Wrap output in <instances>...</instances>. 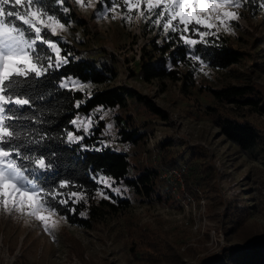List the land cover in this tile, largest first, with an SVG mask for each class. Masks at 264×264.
<instances>
[{
  "label": "rangeland",
  "instance_id": "374dc122",
  "mask_svg": "<svg viewBox=\"0 0 264 264\" xmlns=\"http://www.w3.org/2000/svg\"><path fill=\"white\" fill-rule=\"evenodd\" d=\"M64 2L72 21L48 34L75 51L68 57L90 60L98 68H112L116 77L103 85L68 78L61 86L87 96L110 87L127 88L152 102L161 113L149 112L136 99H128L124 109L97 108L75 117V132L68 141L80 143L102 122L100 145L127 155L130 176L146 168L156 170L155 191L151 196H138L122 183L101 179L102 187L92 196L95 202L104 199L120 206L118 201L126 200L128 207L106 216L90 230L70 225L56 212H44L41 214L48 217L46 230L44 223L28 212L16 211L11 203L8 208L0 204V264H83L78 254L94 264H196L226 247L264 239V115L220 103L206 90L254 83L264 99V14L244 18L242 0H238L239 7L227 9L236 19L207 28L229 37L234 48L246 52L240 64L228 70H212L192 57L196 65L187 68L192 74L189 81L145 83L137 75L141 51L149 50L153 42L161 43L167 33L164 21L157 24L154 15L145 12L141 16L136 9L129 12L124 0H82L84 6L77 0ZM37 45L41 46L39 41ZM186 45L192 50V45ZM39 53L45 56L41 50ZM48 54L54 59L51 50ZM42 63L47 66L46 60ZM208 107L254 125L259 142L241 151L220 134L207 115ZM133 128L141 134L140 140L123 142L120 130ZM164 146L167 158L174 159L178 167L160 164ZM203 161L214 164L219 192L206 195L194 186L197 195H192L184 176ZM150 241L158 248L157 253L149 249Z\"/></svg>",
  "mask_w": 264,
  "mask_h": 264
},
{
  "label": "trees",
  "instance_id": "16d2710c",
  "mask_svg": "<svg viewBox=\"0 0 264 264\" xmlns=\"http://www.w3.org/2000/svg\"><path fill=\"white\" fill-rule=\"evenodd\" d=\"M44 4L49 9V14L57 16L62 24L68 25L72 21L73 16L64 11L65 7L68 8L65 2L61 4L56 0H44ZM242 4L245 13L243 17L246 19L264 14V0H242ZM6 19L12 21V18ZM262 25L264 27V19ZM182 28L183 25H178L176 31L170 28L160 44L153 42L149 50L142 49L137 75L143 82L189 81L192 74L187 68L196 65L192 57L197 58L209 69L222 71L240 64L247 55L245 51L234 48L229 37L204 27L200 30L207 31L208 35L203 37L202 41L201 37L191 30L183 33V37L201 41L189 50L182 40ZM48 38L58 44L62 56L67 57V63L58 69L50 68L41 77H30L28 85L24 86L27 92L25 98L30 100V106L24 107L19 119L7 123L15 125L14 131L20 133L16 142L24 145L21 148L22 154L33 157L42 155L46 161L51 162L49 169L39 170L29 178L34 177L45 191L58 193L53 200L55 212L70 225L90 230L106 216L128 207L126 200H119L120 206L104 199L95 202L92 196L102 187L99 183L101 179L122 183L135 195L151 196L155 191L158 175L156 170L146 168L143 172L130 176L131 165L127 155L100 145L101 130L104 128L102 122L98 128L92 129L90 136L83 137L80 143H70L68 137L69 133L75 132V117L86 116L97 108L124 109L128 99H136L153 114L161 113L152 102L127 88L110 87L93 91L87 96L81 91L61 86V82L68 78L81 83L103 85L114 79L116 72L106 66L98 68L90 60H73L68 57L69 53L75 52L70 46L56 36L48 34ZM37 48L40 52L44 46L37 45ZM41 53L52 56L48 54L47 49ZM206 90L220 103L239 109L246 107L264 115V99L260 96L261 90L254 83H239ZM206 111L220 134L236 144L241 151L246 152L259 142V132L251 123L223 116L213 107L206 108ZM117 122L119 123V120ZM120 131L123 142L136 143L141 138L135 128ZM161 150L160 164L170 168L178 167L174 159L167 158L166 146ZM18 163H23L28 168L34 167L28 161ZM187 173L184 179L190 194L197 195L194 186L206 195L219 192L218 173L212 162L203 161L195 170L189 168ZM62 182L66 183V187H60ZM48 199L52 200V197ZM60 200L67 202L59 203ZM85 212L86 215H83ZM241 222L240 218L237 223ZM147 245L152 252H158L153 241ZM78 257L83 264H94L84 260L82 254H78ZM196 264H264V239L247 246L226 247L218 255L201 258Z\"/></svg>",
  "mask_w": 264,
  "mask_h": 264
},
{
  "label": "snow or ice",
  "instance_id": "6c2138e0",
  "mask_svg": "<svg viewBox=\"0 0 264 264\" xmlns=\"http://www.w3.org/2000/svg\"><path fill=\"white\" fill-rule=\"evenodd\" d=\"M56 2L63 4L64 0ZM77 3L84 6L82 0H77ZM124 6L129 12L136 9L141 16L145 12L154 15L157 24L164 21L165 31L170 28L176 31L178 25H183L182 37L184 32L191 30L202 41L208 32L200 28L207 29L217 22L230 23L228 18L236 19L237 16L227 9L239 7V3L238 0H124ZM6 18H12V21ZM205 21L209 23L205 24ZM58 28L63 29L64 24L57 16L49 14L44 0H0V204L8 208L11 203L16 211L28 212L41 220L46 230L48 217L41 213L55 214L53 200L58 193L45 191L34 177L29 176L39 170L49 169L51 162L42 155L33 157L22 154L24 145L16 142L20 133L14 131L15 125L7 122L19 119L24 107L30 106L24 90L30 77H41L50 68H59L61 64L67 63L57 43L48 38V33L55 34ZM38 41L54 53V59L51 55L42 57L37 52ZM201 41L184 38V42L192 46ZM41 51L46 52V49L41 48ZM42 60L47 61V66ZM18 161H28L34 167L28 168ZM60 187H66V183L62 182ZM48 197H52V200Z\"/></svg>",
  "mask_w": 264,
  "mask_h": 264
}]
</instances>
